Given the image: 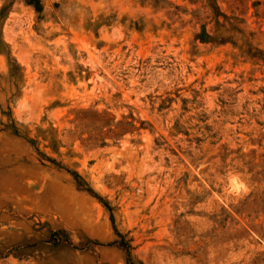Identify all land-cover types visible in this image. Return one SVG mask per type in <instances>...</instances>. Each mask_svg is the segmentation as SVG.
<instances>
[{"label": "rangeland", "instance_id": "rangeland-1", "mask_svg": "<svg viewBox=\"0 0 264 264\" xmlns=\"http://www.w3.org/2000/svg\"><path fill=\"white\" fill-rule=\"evenodd\" d=\"M206 4L0 0V264H264V0Z\"/></svg>", "mask_w": 264, "mask_h": 264}, {"label": "trees", "instance_id": "trees-1", "mask_svg": "<svg viewBox=\"0 0 264 264\" xmlns=\"http://www.w3.org/2000/svg\"><path fill=\"white\" fill-rule=\"evenodd\" d=\"M207 5L211 6L215 15L218 17V21H217L218 23H219L220 15L226 17V15L222 12L221 6L219 5V0H207L206 6ZM115 242L118 243L120 246L124 247L129 253V255H131L130 254L131 245L126 240L122 239L120 241H115ZM94 243L98 245H110L113 244L114 242L104 243V242L94 241Z\"/></svg>", "mask_w": 264, "mask_h": 264}]
</instances>
